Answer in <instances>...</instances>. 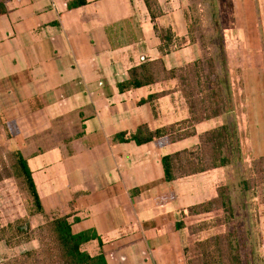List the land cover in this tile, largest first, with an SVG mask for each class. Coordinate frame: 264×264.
<instances>
[{
    "label": "crops",
    "instance_id": "obj_1",
    "mask_svg": "<svg viewBox=\"0 0 264 264\" xmlns=\"http://www.w3.org/2000/svg\"><path fill=\"white\" fill-rule=\"evenodd\" d=\"M158 2L152 19L144 0H0V119L27 162L41 216L94 232L102 247L84 250L106 264H188L187 211L225 187V168L169 183L163 163L198 151L224 115L141 146L119 140L190 118L175 81L125 86L146 61L171 70L200 60L198 42L177 45L189 34L182 1Z\"/></svg>",
    "mask_w": 264,
    "mask_h": 264
},
{
    "label": "rangeland",
    "instance_id": "obj_2",
    "mask_svg": "<svg viewBox=\"0 0 264 264\" xmlns=\"http://www.w3.org/2000/svg\"><path fill=\"white\" fill-rule=\"evenodd\" d=\"M180 1L200 53L184 78L196 119L224 115L192 155L219 142L231 158L221 204L187 212L188 264H264V0ZM17 158L0 119V264H59Z\"/></svg>",
    "mask_w": 264,
    "mask_h": 264
},
{
    "label": "trees",
    "instance_id": "obj_3",
    "mask_svg": "<svg viewBox=\"0 0 264 264\" xmlns=\"http://www.w3.org/2000/svg\"><path fill=\"white\" fill-rule=\"evenodd\" d=\"M146 7L148 8L152 19H155L158 14L161 13L160 6L158 0H144ZM84 2H74L69 5L71 8H77L81 6ZM188 20V16H187ZM188 28L189 34L188 38L179 39L177 41L178 47H182L185 44H196L197 41L193 38V34L190 32L189 20H188ZM162 40V52H170V46H172V38L170 32L161 33L160 35ZM200 62L197 60L193 63L187 64L181 68H175L168 70L163 60L157 61H146L139 67H136L130 71L131 80L125 86H141L143 82H136L133 84V80L152 76L156 83L161 85L166 84L169 81L176 82V91L180 93L182 98L184 99L188 110L190 112V118L181 122H178L170 127L159 129L155 132H150L147 127H141L136 134H134L131 138L125 139V135H120L119 140L122 142H134L138 146L150 143L155 139H161L166 136L173 135L175 133H180L184 130L193 129L195 125L211 120L222 114H214L212 116L196 119L195 113V104L192 101L193 96H191L186 91V86L184 84V78L187 76L188 68L194 67ZM147 82V80H144ZM204 143L201 148H203ZM226 147V144L216 142L214 144H210L208 147V151L210 152L209 160H204L197 156H190L188 159H182L175 163H169L171 158L166 157L163 159L164 163V174L167 182L171 183L175 180L189 177L193 175H198L205 173L207 171L221 169L227 167L231 163V158L222 154L223 147ZM230 150L233 149L231 144H228ZM203 157V156H201ZM200 158V159H199ZM17 163L19 167V175L24 179L27 188L31 194V197L34 201V204L38 210V213L42 215L43 208L39 199V196L36 191V187L32 180L31 172L28 168L27 162L23 157L18 155ZM218 198L211 200L207 203L190 207L188 209V214L190 211L199 210V209H208L213 207L214 205H219L220 201L223 199V190L220 189ZM221 204V203H220ZM183 225L178 223L177 228L181 229ZM51 231L52 237L57 245V252L60 257L59 264H106L105 257L103 253H99L98 255L92 256L86 250H84V246L87 244L98 241L99 246L102 247L101 240L97 237V235L92 232H83L80 234H74L72 231V226L68 221L67 217L54 219L48 226ZM189 231V230H188ZM192 233V232H191ZM189 232V234L193 237V235ZM31 255V254H30Z\"/></svg>",
    "mask_w": 264,
    "mask_h": 264
}]
</instances>
